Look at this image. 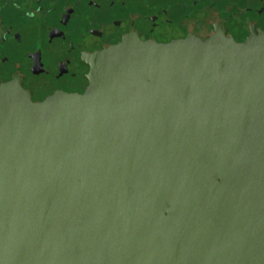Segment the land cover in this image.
<instances>
[{"label":"water","instance_id":"1","mask_svg":"<svg viewBox=\"0 0 264 264\" xmlns=\"http://www.w3.org/2000/svg\"><path fill=\"white\" fill-rule=\"evenodd\" d=\"M183 44L134 32L84 93L0 84V264H264V74L224 22Z\"/></svg>","mask_w":264,"mask_h":264},{"label":"flooded vegetation","instance_id":"2","mask_svg":"<svg viewBox=\"0 0 264 264\" xmlns=\"http://www.w3.org/2000/svg\"><path fill=\"white\" fill-rule=\"evenodd\" d=\"M224 22L244 64L264 74V0H0V84L14 82L34 102L84 93L89 57L138 32L184 47Z\"/></svg>","mask_w":264,"mask_h":264}]
</instances>
